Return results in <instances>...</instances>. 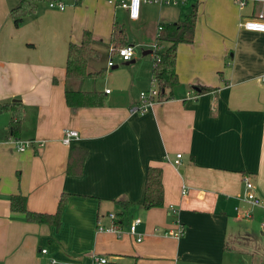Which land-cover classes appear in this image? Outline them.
<instances>
[{
  "label": "crops",
  "instance_id": "0c3cea01",
  "mask_svg": "<svg viewBox=\"0 0 264 264\" xmlns=\"http://www.w3.org/2000/svg\"><path fill=\"white\" fill-rule=\"evenodd\" d=\"M17 1L0 0V103L21 105L17 141L41 146L13 150L6 138L11 113L0 114V264H90L93 255L106 264H241L242 254L262 264L264 248L237 245L264 236V33L239 27L258 13L264 17V0L141 2L136 19L118 0H52L63 9L39 2L14 27L9 9ZM192 4V42L175 50L178 84L168 100L141 115L130 112L150 86L157 27L178 22ZM113 23L133 47L132 59L102 78L65 80L68 44L79 45L89 31L100 59L109 52ZM91 62L89 72L106 71ZM196 87L211 90L199 94ZM65 90L96 93L100 105L67 107ZM63 129L77 134L68 146L60 143ZM70 148L86 152L78 177L65 174ZM148 167L161 170L163 206L145 210ZM244 177L257 207L241 200ZM60 194L68 197L58 228L9 211V197L20 195L28 211L51 214ZM109 213L120 214L119 238L95 230L97 221L110 224ZM132 217L141 220L139 243L125 232ZM175 223L184 229L181 237L162 235Z\"/></svg>",
  "mask_w": 264,
  "mask_h": 264
},
{
  "label": "trees",
  "instance_id": "16d2710c",
  "mask_svg": "<svg viewBox=\"0 0 264 264\" xmlns=\"http://www.w3.org/2000/svg\"><path fill=\"white\" fill-rule=\"evenodd\" d=\"M48 1L51 0H18L9 9V17L13 26L18 27L25 16L34 13L39 2ZM195 15L196 5L192 4L188 12L178 22L161 25L160 31L155 35L156 49L151 51V53L152 57L155 56L158 58V62L151 67V79L155 81L159 100H168L171 90L178 84L175 73V50L179 44H189L192 42ZM161 43L166 44V47L161 49ZM109 44L111 53H114L117 48L129 45L126 41L124 30L117 23H113L111 26ZM92 45H94V41L91 33L86 30L81 33L79 45L68 44L64 63L65 80L102 78L104 76V69H99L96 72H89L87 69L86 65L88 61H96L98 59V52L93 49ZM195 89L199 94L211 90L208 87H196ZM99 99L96 93L86 94L67 90L64 92V102L67 107L98 106L100 105ZM7 112L11 113V120L6 127V138L17 140V133L22 116L21 105L17 102L0 103V114ZM85 157V150L70 148L66 158L65 174L74 177L80 176ZM67 197L66 194H60L55 211L51 214H46L28 211L25 207L24 197L13 195L8 199L9 211L22 214L24 220L28 223L51 225L58 228L59 216ZM121 205L125 209L131 206L128 203H121ZM162 206L161 170L158 167H148L144 179L141 207L149 210L161 208Z\"/></svg>",
  "mask_w": 264,
  "mask_h": 264
},
{
  "label": "built area",
  "instance_id": "2783aa9c",
  "mask_svg": "<svg viewBox=\"0 0 264 264\" xmlns=\"http://www.w3.org/2000/svg\"><path fill=\"white\" fill-rule=\"evenodd\" d=\"M109 3L114 4V0H107ZM179 0H118L115 5L123 8L126 10V14L129 19H136L139 13V6L141 2L144 3H164V4H176ZM184 1V0H180ZM47 6L49 8H57L59 10L63 9V4L59 1H48ZM239 27H241L244 31L248 32H255V33H264V17L263 14L258 13L255 17L249 18L245 20L242 24H239ZM160 31V26L157 27L156 33ZM156 49L155 44L152 47V51ZM109 53H111V49H109ZM115 55L118 58L119 63H125L128 62L132 59L133 55V47L130 45H126L124 47L117 48L115 50ZM158 62V58L153 56L152 57V65L156 64ZM107 68H110L113 66V63L110 61L107 62L106 64ZM262 83L264 84V75L261 78ZM108 90H105V93H107ZM163 100H159L157 97V88L155 85L154 80H150V86L146 91L139 92L138 94V106L137 108H132L130 112H136L138 114H143L147 111L148 108H150L152 105L155 103L161 102ZM165 101V100H164ZM135 110V111H134ZM77 134L75 131L68 130V129H63L61 130V138H60V143L63 146H68L70 141L72 139H76ZM10 144L12 145V149L15 150L16 152H23L25 149L32 148L34 145L37 147L41 146V143H37L35 141H24V142H19L15 139H9ZM179 158L180 155L177 154L175 155V159L172 162V165L174 167L179 166ZM242 185H243V196L241 197V200L252 206V207H257L260 205L259 199L254 195L252 192V185L249 182L248 178L244 177L242 179ZM181 194H184V190H181ZM177 211L173 207H169L167 211V215L171 216L172 218L175 216ZM245 217H247V213L244 214ZM108 218L110 224L108 226L102 225L99 221L96 222V227L95 230L98 233H108L112 234L115 237L119 238L122 234V229H121V222L120 219L115 215L114 213H109L106 215ZM141 224V220L138 218H132L129 223L126 225V234L134 237V241L136 243H139L142 240V235L137 232V227ZM176 224V223H175ZM260 228L264 229V223L260 224ZM155 232V230H153ZM183 227L179 225L178 223L176 224V228L174 231H167L163 232L162 235L164 236H169L174 239H178L179 237L182 236L183 234ZM41 254H45V250L41 249L40 250ZM106 259L103 257H98L93 255L91 257L90 264H106ZM53 261H50V264H52Z\"/></svg>",
  "mask_w": 264,
  "mask_h": 264
},
{
  "label": "rangeland",
  "instance_id": "374dc122",
  "mask_svg": "<svg viewBox=\"0 0 264 264\" xmlns=\"http://www.w3.org/2000/svg\"><path fill=\"white\" fill-rule=\"evenodd\" d=\"M182 2L183 1H180L179 0L176 3V5H182L183 4ZM153 5H155V3H153ZM171 5H174V4H171ZM138 50L139 49H137L136 52ZM108 61H110L111 63H113V65H117V67L114 70H111V69L107 68L106 71H105V74H107L108 72H114V71H117V70L121 69V67H122L121 64H123V63H119L118 62V58L116 57L115 53H113V52L112 53L104 52V54L100 57V59H98V61L91 62V64L93 66L97 67V69H98L99 67H101L103 65L105 66ZM108 88H110V86H108ZM132 216H134V215H132ZM132 218H134V217H132ZM127 221L128 220H126L124 222V225L127 224ZM258 224H259V221H257L256 219H254V223H253V226H252V230L254 232L256 231L257 234H258V232H260V231L257 230L258 229ZM258 236H259L258 238H255V237L250 236L251 238L248 237L249 239L243 238V239L239 240L238 241V245H237V249L243 248L246 245H247V247H251L253 249H257L258 248L259 250L261 248H264V236L262 237L259 234H258ZM257 253H259V252H257ZM241 257H242L241 264H257V259L256 258H253L255 256H251L250 257L249 255L246 256V255L242 254ZM250 259H252V260L250 261Z\"/></svg>",
  "mask_w": 264,
  "mask_h": 264
},
{
  "label": "water",
  "instance_id": "95a60500",
  "mask_svg": "<svg viewBox=\"0 0 264 264\" xmlns=\"http://www.w3.org/2000/svg\"><path fill=\"white\" fill-rule=\"evenodd\" d=\"M114 68H116V67H114Z\"/></svg>",
  "mask_w": 264,
  "mask_h": 264
}]
</instances>
